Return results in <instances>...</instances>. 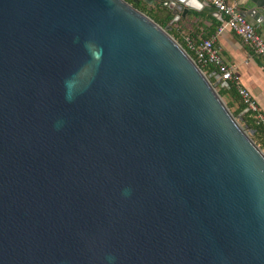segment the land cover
I'll return each instance as SVG.
<instances>
[{
  "label": "water",
  "instance_id": "95a60500",
  "mask_svg": "<svg viewBox=\"0 0 264 264\" xmlns=\"http://www.w3.org/2000/svg\"><path fill=\"white\" fill-rule=\"evenodd\" d=\"M134 1L0 0V264H264L249 108L170 33L210 2Z\"/></svg>",
  "mask_w": 264,
  "mask_h": 264
},
{
  "label": "crops",
  "instance_id": "0c3cea01",
  "mask_svg": "<svg viewBox=\"0 0 264 264\" xmlns=\"http://www.w3.org/2000/svg\"><path fill=\"white\" fill-rule=\"evenodd\" d=\"M228 1L232 4H237L243 12H250V8H245V5H250L251 7L256 4L257 7L254 8L253 14L247 17L264 37V0ZM209 8L212 10L211 12L191 9L178 22H180L186 33H192L198 41L214 37L215 46L219 54L232 69L233 81L246 87L264 111L263 59L257 56L250 45L232 30L226 29L223 32H218V28L224 22L225 17H222L212 4H210Z\"/></svg>",
  "mask_w": 264,
  "mask_h": 264
},
{
  "label": "built area",
  "instance_id": "2783aa9c",
  "mask_svg": "<svg viewBox=\"0 0 264 264\" xmlns=\"http://www.w3.org/2000/svg\"><path fill=\"white\" fill-rule=\"evenodd\" d=\"M210 2L218 9V12L225 17L224 22L219 26L218 32H223L226 29L232 30L240 36L244 42L250 45L253 52L264 61V37L259 33L256 26L243 14V11L237 4H232L228 0H205ZM190 47L195 49L197 59L203 66L215 65L216 71L220 73L222 80L233 81L234 75L231 67L223 60L215 46L214 37L203 39L200 45L195 48L192 42ZM200 65V64H199ZM204 69V68H203ZM239 94L247 104L249 111L256 115V118L261 121L264 132V111L260 108L257 100L251 92L244 86L237 84Z\"/></svg>",
  "mask_w": 264,
  "mask_h": 264
},
{
  "label": "trees",
  "instance_id": "16d2710c",
  "mask_svg": "<svg viewBox=\"0 0 264 264\" xmlns=\"http://www.w3.org/2000/svg\"><path fill=\"white\" fill-rule=\"evenodd\" d=\"M128 1L134 4L140 10L144 11L146 14L150 15L154 20L164 27L169 25L171 20L174 18V14L168 6L160 4L153 5L145 1H140L139 3H136L134 0ZM170 33L187 49L194 59H197L195 49L190 47L189 43L192 42L194 47L197 48L202 41L195 39L192 33H186L185 29L180 25V22L173 24ZM199 64L202 66L200 62ZM203 68L207 73H211L217 69L215 65H206L203 66ZM227 81L228 84L218 86V91L222 96L227 98L228 106L233 108L234 114L239 115L247 108V104L239 94L237 83L231 80ZM242 124H244V126H248V128H253L256 130L252 135V138L264 150L263 126L261 121L256 118V115L251 111L244 113Z\"/></svg>",
  "mask_w": 264,
  "mask_h": 264
},
{
  "label": "rangeland",
  "instance_id": "374dc122",
  "mask_svg": "<svg viewBox=\"0 0 264 264\" xmlns=\"http://www.w3.org/2000/svg\"><path fill=\"white\" fill-rule=\"evenodd\" d=\"M171 9V8H170ZM172 10V9H171ZM218 88V87H217ZM223 98H224V100H225V102L227 103V98L226 97H224L223 96ZM228 104V103H227ZM231 109V111L233 112V108H230ZM234 113V112H233ZM241 124H242V120H241ZM242 126H244V124H242ZM244 127H246V126H244ZM247 130H248V128H247Z\"/></svg>",
  "mask_w": 264,
  "mask_h": 264
}]
</instances>
